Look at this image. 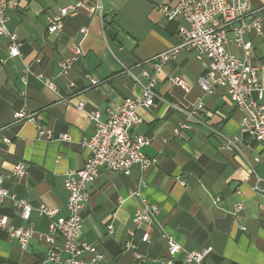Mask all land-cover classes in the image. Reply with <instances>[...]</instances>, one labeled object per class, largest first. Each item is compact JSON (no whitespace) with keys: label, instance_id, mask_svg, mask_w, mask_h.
<instances>
[{"label":"crops","instance_id":"obj_1","mask_svg":"<svg viewBox=\"0 0 264 264\" xmlns=\"http://www.w3.org/2000/svg\"><path fill=\"white\" fill-rule=\"evenodd\" d=\"M19 1L20 6L7 9L6 15L9 30L22 43V57H10L8 41L0 36V141L11 140L0 144V174L25 164L23 178L3 179L1 187L25 199L33 212L25 221L15 202L4 198L0 217L8 218L9 227L32 228L36 236L22 250L0 229V264H51L44 261L47 246L39 239L48 233L49 220L38 208L43 204L57 209L58 216H68L64 175L85 164L82 142L95 132L87 113L97 111L105 120L108 109L140 97L142 89L130 73L144 84L142 71H151L150 60L177 43L184 22H167L158 11L156 6L169 0H85L87 7L101 3V15L84 8L64 18L62 31L50 35L47 17L74 0ZM252 6L264 27V0H252ZM251 40V62L264 66V34ZM77 48L80 54H75ZM228 50L241 56L233 45ZM61 61L70 63L66 75ZM206 66L194 53H180L159 76L155 104L139 110L144 122L133 133L152 139L144 153L157 164L146 171L135 165L129 174L102 168L90 187L80 240L103 253L100 264H165L169 238L187 252L211 248L209 264H264V194L254 191L256 180L264 179V146L240 131L242 112L226 90L205 96L196 86ZM26 67L31 70L27 76ZM177 75L191 87L189 93L169 81ZM89 78L101 82L93 86ZM44 79H51L55 89L47 88ZM260 80L264 84V76ZM198 101L205 107L202 122L176 135ZM80 103L83 110L77 108ZM22 110L35 113L55 139H38L34 125L15 123L14 114ZM217 133L238 139L239 151L220 149ZM62 135L69 139L60 140ZM145 204L157 205L159 214L136 225L134 215ZM145 233L150 234L148 243L140 240ZM128 242L133 251L125 249Z\"/></svg>","mask_w":264,"mask_h":264},{"label":"built area","instance_id":"obj_2","mask_svg":"<svg viewBox=\"0 0 264 264\" xmlns=\"http://www.w3.org/2000/svg\"><path fill=\"white\" fill-rule=\"evenodd\" d=\"M86 3L85 0H74V3L48 16L49 34L61 32L63 19L77 15L84 8H88L90 14L98 12L101 15V3L97 2L92 7H87ZM19 6V0H0V36L7 39L8 54L12 58L22 57V43L18 35L9 30L6 12L7 9L16 10ZM156 8L167 22L183 20L184 24L177 30V43L150 60L151 71L143 70L141 73L143 80L146 81L144 84L130 73L132 79L142 89L140 97L126 98L121 105L108 109L105 120L97 111L87 113L88 119L95 125V132L82 142V149L87 152L85 164L81 169L69 170L64 175L68 216H58L57 209L43 204L38 208L39 215L49 220L48 233L39 236L47 246L44 256L46 263L100 264L104 260L103 253L96 245L80 240L84 228L82 214L91 199L90 187L95 184L102 168L116 174H129L135 165L146 171L157 164L156 159L144 153L146 147L152 144V139L146 135L134 134L133 130L144 122L139 110L155 104L158 97L155 89L163 68L174 61L180 53H194L198 61L207 62L196 86L205 96L213 95L221 88L226 90L230 101L242 112L240 131L264 146V84L260 80V77L264 76V66L251 62L254 50L251 37L264 34V27L262 18L252 6V0H169ZM81 33L86 35L88 30L83 28ZM231 45L236 47L241 56L228 50ZM75 54H80L78 48L75 49ZM35 62L38 63L40 60L36 59ZM59 65L62 73L68 74L70 63L61 61ZM24 74L26 76L31 74L29 67L25 68ZM89 79L93 86L101 82ZM169 81L185 93L191 90L188 83L179 75L169 78ZM44 84L49 89H55L51 79H44ZM77 108L83 110V104L80 103ZM204 108L202 101L194 104L187 113V121L179 125L174 131L175 134L180 135L184 131L192 130L191 123H201L199 117ZM13 118L15 123L34 125L38 139L44 141L55 139L51 130L43 128L38 123L35 113L22 110L16 112ZM217 134L222 138L220 149L239 151L236 148L238 139ZM68 139V135L60 137V140ZM1 143L10 144L11 140L2 138ZM259 161L257 157L254 159L255 164ZM27 172L25 164L20 163L16 164L10 173L0 174V200L12 199L25 221L31 218L33 212L31 205L25 199H17L10 195L1 186L3 179L23 178ZM254 191L264 194V179L256 180ZM241 209L242 206L238 204L236 210ZM159 211L157 205L145 204L135 213L133 223L139 225L148 222L154 219ZM0 229L8 232L22 250H27L31 240L36 236L32 228L9 227L8 218L4 216L0 217ZM109 230H112V227ZM149 239L150 234L145 233L140 240L148 243ZM59 240L61 246L57 243ZM125 249L133 251L134 248L128 242ZM211 251V248H207L200 252H187L173 238H169L167 257L163 263L178 264L181 261L187 264H209L207 257ZM136 256L141 257L138 253Z\"/></svg>","mask_w":264,"mask_h":264},{"label":"water","instance_id":"obj_3","mask_svg":"<svg viewBox=\"0 0 264 264\" xmlns=\"http://www.w3.org/2000/svg\"><path fill=\"white\" fill-rule=\"evenodd\" d=\"M178 264H180V263H178Z\"/></svg>","mask_w":264,"mask_h":264}]
</instances>
